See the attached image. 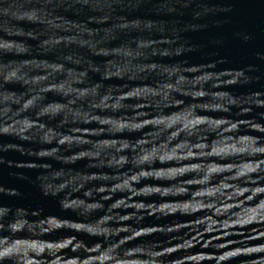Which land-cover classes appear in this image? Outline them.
Masks as SVG:
<instances>
[{
    "label": "clouds",
    "instance_id": "9594fccd",
    "mask_svg": "<svg viewBox=\"0 0 264 264\" xmlns=\"http://www.w3.org/2000/svg\"><path fill=\"white\" fill-rule=\"evenodd\" d=\"M235 3L0 0V264H264V0Z\"/></svg>",
    "mask_w": 264,
    "mask_h": 264
},
{
    "label": "water",
    "instance_id": "95a60500",
    "mask_svg": "<svg viewBox=\"0 0 264 264\" xmlns=\"http://www.w3.org/2000/svg\"><path fill=\"white\" fill-rule=\"evenodd\" d=\"M235 7H236V12H237L235 20L237 22L244 21L248 27L254 28L255 26L254 22L250 18L251 16L250 9L252 6L247 3V0H236ZM259 43L264 44V34L261 35ZM237 49H238L237 45L232 44L231 42L229 43L228 52L230 54L236 55V56L242 54V53H239Z\"/></svg>",
    "mask_w": 264,
    "mask_h": 264
}]
</instances>
